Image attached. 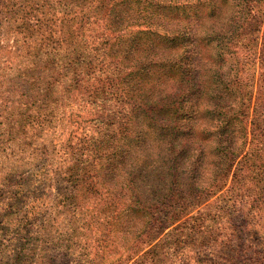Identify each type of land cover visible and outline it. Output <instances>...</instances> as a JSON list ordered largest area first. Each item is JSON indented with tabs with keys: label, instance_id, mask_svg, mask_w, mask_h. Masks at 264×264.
<instances>
[{
	"label": "trees",
	"instance_id": "1",
	"mask_svg": "<svg viewBox=\"0 0 264 264\" xmlns=\"http://www.w3.org/2000/svg\"><path fill=\"white\" fill-rule=\"evenodd\" d=\"M5 18L0 100L50 127L8 129L13 171L39 163L9 264H264V0H0Z\"/></svg>",
	"mask_w": 264,
	"mask_h": 264
},
{
	"label": "rangeland",
	"instance_id": "2",
	"mask_svg": "<svg viewBox=\"0 0 264 264\" xmlns=\"http://www.w3.org/2000/svg\"><path fill=\"white\" fill-rule=\"evenodd\" d=\"M8 20L5 18L2 21H0V27L7 26ZM1 29V28H0ZM7 40H8V32L6 30L0 31V52L3 56H7ZM15 38L10 37L8 40L12 45L15 42ZM6 44V46H5ZM3 45V46H1ZM15 47H21L20 45H15ZM4 51V52H3ZM18 80H22L23 76L20 77L19 74L16 75ZM258 76V70L256 71V77ZM0 94H4L5 96H8V82L7 83H1L0 84ZM1 99V98H0ZM8 103L7 100L1 102L0 100V264H9L10 260L8 258V242H7V235L11 231L14 230V226L7 222L9 218H12V207L8 206V202H14V193L18 189L26 188L23 187L22 183L26 182V179L30 177V174L39 166V163L36 161L33 165L27 167L26 165H21L19 167V170L13 171V164L18 159L17 156V150L16 147H14V142H11L8 137V129L12 128L13 130H17L18 133H21L24 129H27L28 134H31V131L35 134H40L41 136L45 134L48 130H50L48 126L44 122H40L39 124L36 123V121L29 122L27 126H21L23 122L18 123L17 118L15 117V120H13L9 113L12 111L10 107H7ZM41 119V118H40ZM42 120V119H41ZM21 126V127H20ZM11 129V130H12ZM26 132V133H27ZM25 133V135H26ZM14 135H17L14 131ZM25 149L27 146V139L24 138ZM28 183H33L30 179L28 180ZM27 183V185H28ZM41 185H44L41 183ZM28 190V191H27ZM27 190L23 192L24 194L30 196L27 198H21V202H27L29 203L28 208L29 211L27 212V217H30L32 214H34L37 211L39 215L41 212L45 210V205L48 203V200H42L41 198L38 199L37 197L40 195H43L44 192H56V187H52L51 189H48L45 185L43 188H40L39 190H30V188L27 187ZM44 191V192H43ZM33 192V193H32ZM35 201H32V200ZM13 200V201H12ZM10 203V204H11ZM23 204L18 205V207H22ZM41 208V210H40ZM15 209H19L15 207ZM48 210V209H47ZM52 211V209H50ZM14 211V210H13ZM25 213V211H24ZM18 214V212H16ZM258 231V235H262L264 237V222L260 225V227L256 228ZM10 248V247H9ZM230 253V252H229ZM224 264V263H222Z\"/></svg>",
	"mask_w": 264,
	"mask_h": 264
}]
</instances>
